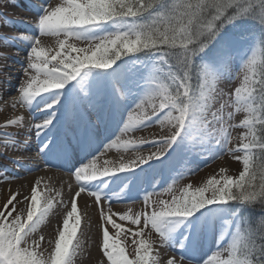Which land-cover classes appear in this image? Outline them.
Wrapping results in <instances>:
<instances>
[{
  "label": "snow or ice",
  "instance_id": "obj_1",
  "mask_svg": "<svg viewBox=\"0 0 264 264\" xmlns=\"http://www.w3.org/2000/svg\"><path fill=\"white\" fill-rule=\"evenodd\" d=\"M31 7L39 11L34 16L36 35L18 37L28 42L29 48L26 66L21 65L24 79L12 107L30 111L37 98L43 103L37 110L45 116L32 126L38 139L50 134L39 150L43 156L67 159L73 141L86 146L105 105L114 110L126 108L121 135L156 124L167 133L152 142L155 150L148 155L138 154L118 167L105 162L102 168L96 155L72 172L79 190L51 251L41 250L40 241L32 236L48 217L52 199L41 203L37 182L25 214L23 209L17 210L20 201L13 193L0 209V264H74L79 242L73 241L81 224L77 198L84 192L95 197L97 205L102 199L109 202L107 213H100L105 264H158V257L153 256L157 242L153 234L161 247L184 251L214 212L213 206L264 208V0H60L55 5L52 0H32ZM242 21L258 24L259 35L253 44L258 48L251 58L246 56L241 85L234 94H226L217 84L229 77L235 53L225 29ZM41 37L53 38L55 47L47 46ZM73 82L80 90L62 101L64 89ZM129 102L134 106L127 108ZM57 105L63 113L59 117L54 110ZM233 107L236 113L245 114L240 127L246 129L235 149L229 147L233 138L225 128L236 127L228 123L234 113L226 111ZM18 125H24V117L0 127ZM21 130L0 133L4 139L0 147H16V134ZM218 132L223 133L222 141ZM181 144L186 151H210L215 144L220 151L212 159L226 151L242 162L243 169L235 178L213 176L202 186L189 184L179 193L170 186L166 190L170 199L159 198L163 193L153 187L143 195L144 211L135 214L113 213L111 198L91 183L104 182L106 188L107 180L119 173L135 174L145 164L170 161L174 146ZM129 145L136 147L128 141L125 151ZM113 146L111 140L104 151ZM236 151L242 155H234ZM114 216L136 230H126ZM73 218L74 223L70 222ZM128 233L131 245L121 238L122 234L127 238ZM223 239L222 234L216 249L199 264H264V220L256 225L240 218L230 242L224 245L220 243ZM166 264L194 262L178 254Z\"/></svg>",
  "mask_w": 264,
  "mask_h": 264
},
{
  "label": "bare ground",
  "instance_id": "obj_2",
  "mask_svg": "<svg viewBox=\"0 0 264 264\" xmlns=\"http://www.w3.org/2000/svg\"><path fill=\"white\" fill-rule=\"evenodd\" d=\"M31 1L7 0L9 5L4 6L0 12L2 25L0 26V96H2V99H0V125L6 124L9 120L17 119L21 116L24 117L23 126H14L10 131L0 128V133H16L18 128L22 129L16 134L18 142L16 147L7 150L0 147V201H2V205L4 206L10 196L13 193H17V200L20 203H17L16 207L17 210H21L25 203H27V206L29 205L31 189L39 182L38 190L42 196L41 203H43L44 199L51 198L53 207L44 224L33 234L32 238L40 241L42 250L48 249L51 251L58 237V233L62 229L63 220L71 210L72 197L79 190V185L75 181L72 172L90 161L96 155L98 156V167L101 168L105 166V162H110L109 167L112 165L118 167L122 161L128 163L135 159L138 154L148 155L151 151L155 150L152 142L163 137L167 133V129L161 128L156 124L142 130L121 135L119 129L122 119L127 115V110L126 108H120L108 118L110 119L107 120L108 122L102 121V124H97L93 134V140L90 143H87L86 146L80 144L79 150H74L73 148L74 155L77 159L71 163H62L58 159L53 160L47 154L43 156L39 150L37 151V145L41 146L47 142L50 134L45 133L39 138V143L35 144L34 141L37 138L35 128L32 126L35 123L41 122L45 114L40 112L32 113V111L27 109L22 110L19 105L15 108L12 107L15 99L18 97L16 89L19 87V82L24 79L21 65L26 66L25 57L29 48L28 42L18 37L22 35H36L34 16L39 15V11L31 7V3H29ZM59 2L60 0H52L53 5ZM41 40L47 46L55 47V40L53 38L41 37ZM131 105L134 106L132 102H129L126 107L130 108L132 107ZM57 116L59 117L58 114ZM53 133H55V130H53ZM101 135L104 136L101 137ZM0 137V145H2L4 139L2 135ZM117 137H119V140L116 139ZM111 140L114 142V146L104 151V146ZM128 141L133 142L136 147L129 145L128 150L125 151L124 146ZM198 155L202 159L193 156L190 162H188V166H190L188 171H190L189 173L199 171L195 178L202 181L200 179L202 174L208 171L211 172L214 168L215 164L211 165V157L214 154L200 150ZM160 163L161 161H155L151 163V166L145 164L143 170L137 169L135 174L119 173L120 176L118 177L103 178L108 179V186L106 188H103L104 182L96 181L91 183H95L98 188H102L103 193L107 189L109 190L114 187L122 193V196H126L129 192L140 188L142 173H153V170ZM203 168L204 170L202 171L201 169ZM125 184L128 185L127 190L123 189ZM26 197L27 199H25ZM77 204L81 224L78 228L77 236L73 241L74 244L77 241L79 242L74 264H105L103 260L106 257L103 256L102 248L98 249L99 256H101V259L103 258L101 260L92 246L102 238V228L104 225L100 213L109 202L102 200L100 205H97L95 197L89 196L84 192L77 198ZM126 207L122 209L120 214L128 213L129 207ZM111 209L113 213H117V207L113 206ZM216 214H213L214 217L212 220L214 222L217 219ZM74 219L70 222L74 223ZM127 224L130 227L122 226L126 230L132 229L131 226L133 225ZM108 227L110 229V226ZM132 231L135 230L132 229ZM215 233L217 232L215 231ZM41 236L43 240H40ZM122 236L125 237L124 234ZM127 237H132L131 233H128ZM50 246L51 248H49ZM191 247L192 245L190 244L182 252L178 249L176 250L177 252H173L170 249L158 245L153 251V256L158 257V264H166L167 259L178 254L192 259L194 264H199L202 258L208 254L210 255L216 249L217 242L207 241L200 247V253L197 255L191 253ZM85 256L88 259H84Z\"/></svg>",
  "mask_w": 264,
  "mask_h": 264
},
{
  "label": "rangeland",
  "instance_id": "obj_3",
  "mask_svg": "<svg viewBox=\"0 0 264 264\" xmlns=\"http://www.w3.org/2000/svg\"><path fill=\"white\" fill-rule=\"evenodd\" d=\"M6 5H9L7 0H0V12H1V9ZM0 26H2L1 20H0ZM230 29H231V32H229L230 34L228 33L227 34H228V38L230 39L233 45V51L235 53V58L233 59L231 66H230L229 77L228 78L225 77L224 79L220 80L217 84L218 89L226 94L227 93L234 94L235 88L241 85L242 80H243V73L241 70L244 64L246 63V60H245L246 56L247 58H251L252 54L257 51L258 45H253V44H254L255 37L259 35L258 24L250 22V21L238 22V26L236 27L230 26ZM84 87L86 90L87 86L85 85ZM79 90H80V86L76 85V82H73L72 84L68 85L64 89L65 96L61 97L62 101L67 96H70L73 91H79ZM227 98H228L227 95H225V99ZM47 102H51V97L48 99ZM42 106H43V103L40 101L39 98H37V101L33 104L30 111H32V113H39L40 111H38L37 109ZM216 106L218 107L219 105L217 104ZM60 107H61L60 105H57L56 109L54 110L57 111V114L59 116H62L63 113L60 110ZM21 109L25 110L26 108H21ZM226 111H232L234 113L232 120L228 121V123L232 125H236V127L229 128L227 127V125H225L227 132L233 138L232 143L229 145V147L234 148V147H237L239 143V137L246 131V129H244L243 127H240L243 119L245 118V114L242 112L236 113L235 107L228 109ZM0 128H2L3 130H7V131H10L13 129V127L12 128L0 127ZM218 135H220L221 141H222L223 133L218 132ZM103 136L104 135H101V137ZM37 140H40V139H37ZM37 140L35 141L36 143H37ZM217 147L220 150L219 146ZM36 148L38 151L39 147H36ZM174 148L176 149V151L172 152L170 161L168 160V158H166L164 163L161 162L160 165L153 170V173L152 172L149 174L142 173L139 189L129 192L128 194H126V196H122V193L119 192V190H117L114 187L109 190L107 189L104 195L111 198V208L113 206L117 207L116 209L117 213H120L122 212V209L127 208L126 206H128L129 210L127 214L140 213L144 211L143 195L145 192H152L153 187L156 188V191L158 193L160 192L163 193L159 198L170 199L171 197L168 195L166 191L170 186L172 187L173 190L179 193L180 189H182L183 187L189 184H191L193 188L200 187L203 184H205L209 178L213 176H215L217 179H220L221 175L223 174V175L232 176L235 178L239 175L240 171H242L243 169L242 162L234 159L233 155H230L225 151L223 155L218 156L215 159H212L211 165L215 164L213 170H211V172L208 171L207 173L206 172L203 173L200 178L202 181H200L198 180V178L197 179L195 178V176H197V173L199 171L193 172V173H189L190 171H188L190 167L188 166L189 165L188 162H190L193 156L198 157V159H202L201 156L198 155V152L200 150L186 151L182 144L178 148L177 146H174ZM215 148H216V145L214 144L212 150ZM212 150H210V152ZM212 154H215V153L212 152ZM234 155L239 156V155H242V153L237 151L234 153ZM201 170L203 171L204 168ZM178 176L180 177L179 179H177ZM144 179L147 181L142 183ZM150 181H152L151 184L149 183ZM157 181L161 183L158 185L156 183ZM152 198L156 199L157 197L154 195ZM102 200L108 201L106 199H102ZM230 205H234V208L239 207V209L238 208L237 210L233 209V211L231 209L228 210L226 209L228 207L227 205H226L227 207L226 206L216 207V208L213 207L214 212L211 213L205 219V223H204V227L209 228V226L213 223V222L211 223V220L214 217L213 214L217 213L216 214L217 219L215 223H213L214 224L213 227H215V229L218 226L220 227L219 232H217L216 234H217V237L218 236L220 237L222 234L224 235V239L220 241V243L224 245L229 243L231 240V237L234 235V229L236 226V221L239 219V215H245L244 219L248 220L249 215L252 212V206L240 207L235 204H230ZM27 207H28L27 203H25L23 206V210L25 211V214L27 211ZM2 208H3L2 201H0V209ZM108 208H109V204L104 207L103 211L107 213ZM202 211L207 212L208 210L204 209ZM256 213L258 214L259 217H261V220L264 219V210H261L260 212L257 210ZM234 214H235V217H234ZM197 215H199V213H197ZM114 219H117V218L114 217ZM229 220H232V223L225 224V221H229ZM117 222L121 223L122 225H125L126 227H130L128 226L127 223L120 221L119 219H117ZM131 228L133 230H136V226H131ZM109 230L111 234L113 235L115 234L114 230H112L111 227ZM145 231L147 232L148 230H145ZM204 233H205L204 236L202 235L201 237H204V240H206V237H207L206 231H204ZM195 234H194V237H195ZM121 238L122 240H124L126 245H131L132 237L126 238L122 236ZM153 239L157 241L153 248V251H154V249L159 245V240H158V237L155 236V234H153ZM217 240H220V239L217 238ZM92 247L95 249V252L99 256L98 249L102 248V238L99 239L96 242V244H94ZM40 248H41V243H40ZM49 248H51V246ZM128 250L131 251L132 250L131 247H129ZM194 252H198V251H194ZM87 256H85L84 259H88ZM99 258L101 259V256H99ZM105 261H106V258L103 260V262L105 263Z\"/></svg>",
  "mask_w": 264,
  "mask_h": 264
},
{
  "label": "trees",
  "instance_id": "obj_4",
  "mask_svg": "<svg viewBox=\"0 0 264 264\" xmlns=\"http://www.w3.org/2000/svg\"><path fill=\"white\" fill-rule=\"evenodd\" d=\"M227 206L231 210H233V209L237 210V208L239 209V207L234 208V205H227ZM257 210L260 212L261 210H264V209H262V207L259 205L252 206V212L250 213L248 220L254 221L256 223V225H259V223L261 221V217H259L258 214L256 213ZM244 217H245V215H239V219L244 218Z\"/></svg>",
  "mask_w": 264,
  "mask_h": 264
}]
</instances>
